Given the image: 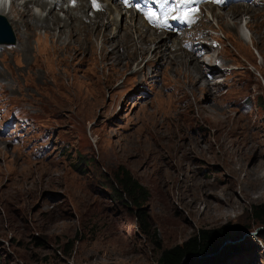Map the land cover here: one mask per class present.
Instances as JSON below:
<instances>
[{
  "label": "rangeland",
  "instance_id": "374dc122",
  "mask_svg": "<svg viewBox=\"0 0 264 264\" xmlns=\"http://www.w3.org/2000/svg\"><path fill=\"white\" fill-rule=\"evenodd\" d=\"M226 1L236 16L206 7L189 35L204 43L202 55L173 47L168 60L150 40L162 32L141 23L132 36L54 27L48 16L45 25L27 18L18 32L22 24L10 21L15 43L0 45L11 49L0 56V264H158L200 232L229 236L210 257L218 264H264L253 210L264 206V0ZM22 3L13 5L17 19ZM49 8L30 5L29 14L43 18ZM122 37L139 43L130 51L149 52L110 63L114 46L126 54ZM250 168L262 178L249 182ZM121 170L145 190L140 207L117 199ZM205 198L211 208L191 205Z\"/></svg>",
  "mask_w": 264,
  "mask_h": 264
},
{
  "label": "bare ground",
  "instance_id": "6f19581e",
  "mask_svg": "<svg viewBox=\"0 0 264 264\" xmlns=\"http://www.w3.org/2000/svg\"><path fill=\"white\" fill-rule=\"evenodd\" d=\"M21 1V0H20ZM23 3L22 5H26V2L28 4V8H27V13L25 14H20L21 17L17 19V15H15V12H14V7L13 5L15 4H18V6L20 5L19 4V0H18V3L16 0H10V6L8 7V9L6 10V7H1V2L2 0H0V16L5 18L7 23L8 24H11L10 21H12L15 25L16 24H22V26H20L17 31H24V30H27L29 25L28 23H32V21L34 22L35 20H42L43 19V25H45V23L49 22L48 19L45 17L48 16V18L50 19L51 17V22L53 23V26L55 27L56 25H59L60 23H62L63 25L61 26L60 25V28H64L66 29L67 27H72L73 25H75V28H80L81 26H93L95 27L96 29H99V28H102V29H106L107 30H113V32H116V33H121L124 28H129L127 31L128 33L131 32L132 33V36H133V33H140L141 31L138 29L137 27V24L141 23L142 25H144V29L147 30L148 32L147 33H151L152 31L155 30L156 31H160L162 32L161 34L160 33H157L159 35H156L153 33V35L151 36V41L152 43H154V45L156 46V49L155 51H161L160 54L163 55L164 57V60L165 59H169L170 55H174V52L177 53L176 49L180 50V49H184L185 51H188V53H194V54H198V55H202L201 51L203 50V47H204V43L200 42L198 39H196L193 35L189 37L190 33H192L197 26H190V24H185L183 25L182 23H179V31H176L174 32L176 34V37L174 39L178 40V44L174 43V41L171 39V36H172V32H171V29H170V25L166 22H161V19H162V16L164 15V12L161 14V15H150V14H145L146 17H138L136 16V14H134L132 11H131V6L128 4L130 3V1L128 0V3H124V2H121V5L123 6L121 8L120 5H116V8L114 11H111L110 10V6L108 4V1L110 0H93V2H91V0H67L66 2L67 3H70L71 2V6L68 4L66 9L64 10L63 7H62V1L64 0H22ZM112 2L114 0H111ZM203 2H208L210 3L211 5H209L207 8L209 10H213L215 8H219V9H226L228 8L229 9V13L232 12L233 16H236L238 12H236L237 10V7L233 6L232 4H227V3H217L216 0H202ZM116 2V0H115ZM256 0L254 1H251V2H247V1H244V3H247L246 5H243L244 3H241V2H236V6H242V7H252L253 4H255ZM5 5V4H4ZM30 5L31 6H35V7H38L39 9L41 10H46V7L47 6H50L49 10L47 11V14L42 18V16L40 17H37V16H33L31 14H29V10H30ZM16 6V5H15ZM17 6V9L19 10ZM27 6V5H26ZM198 6V5H196ZM75 7L73 10H75L76 12L75 13H71V9ZM60 9L63 11L64 13V17L62 18V21L60 19L59 16H57V14L54 12L55 9ZM103 9H104V12H103ZM123 9H126V11H124ZM198 11L201 10V7L198 6L197 7ZM231 9H234L233 11L230 12ZM239 9V8H238ZM245 11H249V9H244ZM13 11V13H12ZM65 12H67L68 14V17L70 20H68L65 16ZM127 12H131V14L127 17L126 16V13ZM12 13V14H11ZM137 13H140L141 15H144V12H141V11H137ZM9 14L11 16H9ZM231 14V15H232ZM240 14V13H239ZM144 15V16H145ZM178 16H180V13H178L173 19L176 20L178 18ZM230 17V15H228ZM232 17V16H231ZM27 18L29 19H32V21H29ZM119 18H120V22H119ZM236 18V17H235ZM45 19V20H44ZM234 19V18H233ZM238 19V18H237ZM54 20V21H53ZM67 22H65V21ZM104 20H106V22L104 23ZM150 20L152 21L150 23ZM232 20V18H231ZM27 21V22H26ZM122 21V22H121ZM235 21V20H234ZM237 21V20H236ZM40 23V22H39ZM50 24V23H49ZM182 25L185 27H182ZM190 26V27H189ZM16 27V26H15ZM189 27V28H187ZM252 30V27L249 26ZM46 29V28H45ZM50 29V28H49ZM52 29V28H51ZM54 29V28H53ZM94 33L96 34L98 31L96 30H93ZM65 32V31H64ZM67 32V31H66ZM70 32V31H69ZM125 32V35L127 34L126 30L124 31ZM99 34V33H98ZM141 34V33H140ZM30 35V34H29ZM32 35V33H31ZM111 35V34H110ZM149 35V34H148ZM165 36H167V38L165 39L168 44L172 43V47L171 46H167V50H169V53L167 50H164L163 49L165 48V44L167 43L165 40H162L160 43H156L158 40H161V38H163ZM114 36V35H113ZM121 37V36H120ZM127 37V36H126ZM145 37V36H144ZM126 38L125 37H122V39L120 40L122 42L123 45H125L126 47V52H123V53H126L124 55H120L118 54V51L116 50V47L114 46V50L113 51H110L111 52V56L113 58L110 59V63L111 61H114V65H117L116 64V60L118 62V66L123 62L124 58H126V55L128 57L129 56H132V55H135L136 52L137 53H140L142 55V52H144V55H146L148 52H149V49H144V48H139L137 49V51L135 50H129L128 48H130V45H135L136 46H140L138 42H129V40H125ZM16 42H17V45H18V36H17V33H16ZM97 40V39H96ZM109 38L107 37L106 39H104V41L106 42H109ZM113 40H114V37H113ZM142 40V39H141ZM119 41V40H118ZM117 41V42H118ZM131 41V40H130ZM206 42H208V39L206 40ZM209 43V42H208ZM85 44V43H84ZM119 44V43H118ZM202 44V45H201ZM210 44V43H209ZM220 44V42H219ZM254 43H252L253 45ZM146 45V44H145ZM148 45V44H147ZM208 45V44H207ZM211 45V44H210ZM141 46H143L141 44ZM144 47V46H143ZM176 49H174V48ZM207 47V46H206ZM146 48V47H145ZM133 49V48H132ZM211 51L214 49L213 47L210 48ZM11 49H6V50H3L2 52H0V56H2L5 52L7 51H10ZM15 52H17L18 50H23V49H13ZM179 52V51H178ZM132 54V55H130ZM178 54V53H177ZM205 54V53H204ZM207 54V53H206ZM205 54V55H206ZM176 55V54H175ZM213 55V54H212ZM208 56H211V54L207 55ZM181 57V56H180ZM179 57V58H180ZM184 57V56H183ZM187 58V57H186ZM189 58H191L189 56ZM130 59V58H129ZM182 59V57L180 58ZM210 59V58H209ZM185 60V58H184ZM212 60H213V57H212ZM107 61H108V58H107ZM172 64H173V60L170 61ZM182 62V61H181ZM180 62V63H181ZM187 63V60L181 64V66H179L180 64H177L179 67H182L184 66L185 64ZM211 64V62H210ZM209 64V65H210ZM217 64L219 65L218 67H221L220 64L221 62H217ZM216 64V65H217ZM191 65L194 66V74L195 77H194V80L195 78L197 80H200L203 78V73L200 71V67H199V63H196V60L192 59L191 58ZM213 65V64H212ZM110 66V65H109ZM192 66V67H193ZM121 68V67H120ZM187 71V68L185 69ZM210 70H211V74H208V76H211L213 79H215V75L217 74L215 71H214V68L213 67H210ZM115 71L118 72V70L115 69ZM186 74V73H185ZM213 74V75H212ZM189 75L191 76V73L189 72ZM205 76V75H204ZM217 78V77H216ZM207 79V78H206ZM195 82V81H194ZM209 82V80H208ZM71 84H78V81H75L73 80V83ZM84 84L85 83H81V84H78V88L79 90L82 89V87H84ZM208 85V84H207ZM77 86V85H76ZM88 85H86L87 87ZM193 86V87H192ZM191 87L194 88L196 86V83L194 85H192ZM241 166V165H240ZM264 167V165H263ZM240 171H242V166L240 167ZM246 175L248 177V181L249 182H255L259 179L262 178L261 175H259L255 169L253 168H250V170H246ZM236 174V172H235ZM255 179V180H253ZM252 185V184H250ZM210 192L207 190V192L205 194H209ZM204 194V195H205ZM203 195V196H204ZM213 196V195H212ZM211 196V197H212ZM204 198V197H203ZM208 199V198H207ZM203 200L202 202H198V201H193L191 202V205H194V203H199L201 204L202 206L205 205L206 209L208 208H211L212 205H207L206 204V200ZM212 199H215V197H213ZM185 201H188V199H185ZM198 204V205H199ZM205 213V211H203V214ZM202 214V215H203ZM240 242V241H239ZM229 242L226 241L223 245V247L225 245H227ZM235 243V242H234ZM237 243V242H236ZM222 247V248H223ZM221 248V249H222ZM215 255V254H213ZM213 255H209V257L213 256Z\"/></svg>",
  "mask_w": 264,
  "mask_h": 264
},
{
  "label": "trees",
  "instance_id": "16d2710c",
  "mask_svg": "<svg viewBox=\"0 0 264 264\" xmlns=\"http://www.w3.org/2000/svg\"><path fill=\"white\" fill-rule=\"evenodd\" d=\"M117 184L119 190H116L115 193L118 200L127 198L126 200L136 207H140L145 201V190L127 171H120V174L117 175ZM253 210L256 220L264 228V206L256 207ZM136 215L140 219L141 211L138 210ZM228 238L229 236L225 233L200 232L181 246L162 252L158 264H218L209 255L217 254L224 243L229 240ZM244 246L246 247L245 244Z\"/></svg>",
  "mask_w": 264,
  "mask_h": 264
},
{
  "label": "water",
  "instance_id": "95a60500",
  "mask_svg": "<svg viewBox=\"0 0 264 264\" xmlns=\"http://www.w3.org/2000/svg\"><path fill=\"white\" fill-rule=\"evenodd\" d=\"M15 37L7 21L0 17V44L13 45Z\"/></svg>",
  "mask_w": 264,
  "mask_h": 264
},
{
  "label": "snow or ice",
  "instance_id": "6c2138e0",
  "mask_svg": "<svg viewBox=\"0 0 264 264\" xmlns=\"http://www.w3.org/2000/svg\"><path fill=\"white\" fill-rule=\"evenodd\" d=\"M126 3H128V0H125ZM155 3H158L161 8H164V15L167 16L172 11H176L179 8L180 4H190L193 2V0H179V3L177 4L176 8H165L166 5H169V0H154ZM149 12H151V9H149ZM152 21L150 20V23Z\"/></svg>",
  "mask_w": 264,
  "mask_h": 264
}]
</instances>
